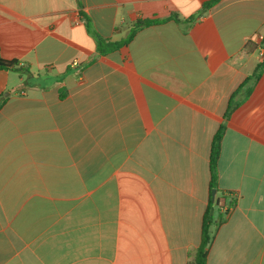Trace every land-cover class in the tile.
<instances>
[{
  "label": "crops",
  "instance_id": "1",
  "mask_svg": "<svg viewBox=\"0 0 264 264\" xmlns=\"http://www.w3.org/2000/svg\"><path fill=\"white\" fill-rule=\"evenodd\" d=\"M209 1L0 0V56L26 69H0V264H193L222 124L234 205L207 264H264V72L225 119L264 0ZM81 13L107 48L158 22L101 54Z\"/></svg>",
  "mask_w": 264,
  "mask_h": 264
},
{
  "label": "trees",
  "instance_id": "2",
  "mask_svg": "<svg viewBox=\"0 0 264 264\" xmlns=\"http://www.w3.org/2000/svg\"><path fill=\"white\" fill-rule=\"evenodd\" d=\"M219 1L220 0H210L209 2L205 3L202 10L198 13L197 16L205 13L207 10H209L211 7H213ZM81 16L83 18V22L86 25V27L89 29V31L91 33H93L95 35V37L97 39V43H98V49H99V52L101 54H105L107 52L116 50V49L120 48L122 45L128 44L130 42V40L132 39V37L134 36V33L137 29H139L140 27L148 26L152 23L158 22L157 20H153V19H145V20L137 21L133 27L134 29H133L131 35L126 40L121 41V42H116V43H114V45L112 47L107 48V45H106L107 41H104L103 39H101L93 31V26H92V23H91V20L89 19V17L87 15H85L84 13H81ZM193 20H195V17H192L189 20V22H192ZM0 69L11 70V71H13V70L25 71L26 70L24 67L21 66V64L18 60H16V59L9 60V59H5L1 56H0ZM263 72H264V59L262 62H260L257 65L253 74L251 76H249L248 78H246L241 83V85L239 86L237 91L230 98L228 110H227V113L225 115V119H228V117L230 116L232 111L239 105V103L234 101L235 96L243 90L244 86H247V85H249L248 92L250 93L253 90L254 85L258 82V80L262 76ZM0 106H1V104H0ZM224 131H225V124H222L220 126L218 132L214 136L213 142H212V151H211L212 184L211 185H212V190L215 189L218 194L214 197L213 196L210 197L208 207H207L205 214H204L201 243H200V246H199V249L197 252L196 259L193 262V264H207L208 249H209L210 243H211L212 238H213V236L211 235L210 229L212 226H214V225L218 226L223 221H225L226 216L228 215L229 207L232 206V204L234 205V201H232V203H230V205H228L227 209H225L224 206L220 205V199L224 198L225 201H227L228 196L224 195L223 192H221L217 189V183H216L217 173H218V159H219V156L221 153V142H222ZM216 208L219 210V215L217 218H215V209Z\"/></svg>",
  "mask_w": 264,
  "mask_h": 264
},
{
  "label": "built area",
  "instance_id": "3",
  "mask_svg": "<svg viewBox=\"0 0 264 264\" xmlns=\"http://www.w3.org/2000/svg\"><path fill=\"white\" fill-rule=\"evenodd\" d=\"M77 63H74V65H76ZM220 205L224 206V208L226 209V201L224 198L220 199Z\"/></svg>",
  "mask_w": 264,
  "mask_h": 264
},
{
  "label": "rangeland",
  "instance_id": "4",
  "mask_svg": "<svg viewBox=\"0 0 264 264\" xmlns=\"http://www.w3.org/2000/svg\"><path fill=\"white\" fill-rule=\"evenodd\" d=\"M218 215H219V210L216 208V209H215V218H217Z\"/></svg>",
  "mask_w": 264,
  "mask_h": 264
},
{
  "label": "water",
  "instance_id": "5",
  "mask_svg": "<svg viewBox=\"0 0 264 264\" xmlns=\"http://www.w3.org/2000/svg\"><path fill=\"white\" fill-rule=\"evenodd\" d=\"M213 197L216 195V190L212 191Z\"/></svg>",
  "mask_w": 264,
  "mask_h": 264
}]
</instances>
